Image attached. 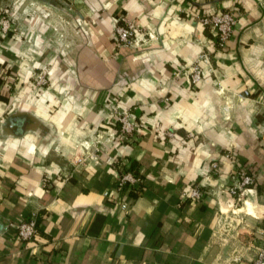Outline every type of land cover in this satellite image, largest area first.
Masks as SVG:
<instances>
[{
  "label": "crops",
  "instance_id": "0c3cea01",
  "mask_svg": "<svg viewBox=\"0 0 264 264\" xmlns=\"http://www.w3.org/2000/svg\"><path fill=\"white\" fill-rule=\"evenodd\" d=\"M224 11L235 22L219 50L198 18ZM3 12L0 70L17 79L0 81V264H252L264 228V0H0ZM121 17L138 28L127 47L113 42ZM41 67L49 82L35 92ZM111 107L135 121L131 140ZM91 140L97 159L72 164ZM236 168L254 182L228 206ZM119 169L139 178L136 192L117 189ZM33 211L36 233L21 241L11 223Z\"/></svg>",
  "mask_w": 264,
  "mask_h": 264
},
{
  "label": "built area",
  "instance_id": "2783aa9c",
  "mask_svg": "<svg viewBox=\"0 0 264 264\" xmlns=\"http://www.w3.org/2000/svg\"><path fill=\"white\" fill-rule=\"evenodd\" d=\"M14 2V0H13ZM44 16L48 15V12L42 11ZM199 22L209 28L215 36L214 46L217 49H223L226 41L228 40L231 27L235 22L234 15L230 11H224L220 14H210V15H201L198 18ZM10 27L9 16L5 12L0 19V34H5ZM138 33V28L133 20L121 17V18H112V36L113 42L116 46H130L134 37ZM207 63L208 57L206 52H200L193 64L190 66V81L192 83L197 82L201 76V68L199 63ZM47 76L45 74H38L36 84L38 86L44 85L46 83ZM248 95L247 90H243L242 93L237 94L238 99L245 98ZM260 103L264 108V96L260 98ZM226 109V108H224ZM109 115L118 123V135L121 138H125L126 140H131L134 132L136 124L133 118L130 116L128 112H109ZM168 135H170L168 133ZM263 142H264V133H263ZM100 148L97 142L94 140L82 141L79 142L76 151V154L72 155L71 163L72 164H82L85 160H96L97 153ZM110 161V159H107ZM211 167H216L215 162L211 163ZM117 176V189L118 190H132L136 192L138 190L139 178L132 174L129 171H123L121 169L118 170ZM254 178L252 175H249L240 169H234L229 174V182L227 185L226 193L229 198V204L231 202L240 200L241 196L246 192V190L253 185ZM184 195L188 197L191 201L197 202L200 200L202 193L196 186H191ZM124 207V204H121ZM219 213L226 212V206H219ZM36 221L37 215L36 213L30 212L27 217H18L11 224L15 228L16 236L21 241H28L33 239L36 233ZM257 234L260 240V246L255 252L254 257L252 258V264H264V228L257 230Z\"/></svg>",
  "mask_w": 264,
  "mask_h": 264
},
{
  "label": "rangeland",
  "instance_id": "374dc122",
  "mask_svg": "<svg viewBox=\"0 0 264 264\" xmlns=\"http://www.w3.org/2000/svg\"><path fill=\"white\" fill-rule=\"evenodd\" d=\"M5 13L3 12V13H0V19H1V16H3ZM38 74H45L46 76H47V78H46V83L44 84V85H41V86H38L37 84H36V79H37V75ZM16 79H17V77H16V75L15 74H11V73H7V72H4V69H2V70H0V81L1 82H6L7 84H9V85H13L15 82H16ZM48 79H49V72L47 71V68L46 67H41V68H39V69H37L36 71H34L33 73H32V77H31V79H30V85H31V87L33 88V90L35 91V92H39V91H41L42 89H44V88H46L47 87V85H48ZM115 106V105H114ZM114 111H117V112H120L121 113V111H118L115 107H111V109H108L107 111H106V116L107 117H110V118H112L110 115H109V112H113L114 113ZM113 119V118H112ZM116 122V121H115ZM135 122V121H134ZM117 123V122H116ZM118 123H117V129H116V133H117V135H118ZM136 128V127H135ZM97 144H99V143H97ZM99 155V152L97 153V156Z\"/></svg>",
  "mask_w": 264,
  "mask_h": 264
}]
</instances>
